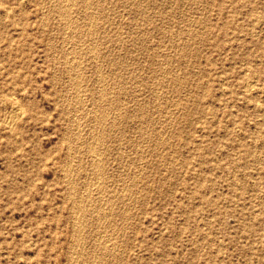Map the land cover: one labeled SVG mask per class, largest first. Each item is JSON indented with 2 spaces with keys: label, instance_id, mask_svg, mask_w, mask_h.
<instances>
[{
  "label": "rangeland",
  "instance_id": "1",
  "mask_svg": "<svg viewBox=\"0 0 264 264\" xmlns=\"http://www.w3.org/2000/svg\"><path fill=\"white\" fill-rule=\"evenodd\" d=\"M263 110L264 0H0V264H264Z\"/></svg>",
  "mask_w": 264,
  "mask_h": 264
},
{
  "label": "bare ground",
  "instance_id": "2",
  "mask_svg": "<svg viewBox=\"0 0 264 264\" xmlns=\"http://www.w3.org/2000/svg\"><path fill=\"white\" fill-rule=\"evenodd\" d=\"M68 1V0H67ZM72 1V0H71ZM66 2V1H65ZM52 4V3H51ZM65 5V4H64ZM63 4H62V6L63 7H65ZM68 4H66V6H67ZM84 5V4H83ZM85 5H88V3L87 4H85ZM57 6V5H56ZM69 7H71V6H69ZM138 7V6H137ZM60 8V7H59ZM85 9V8H84ZM60 10H61V8H60ZM48 11V10H47ZM71 13V12H70ZM98 14V13H97ZM61 15V14H60ZM89 15V14H88ZM91 15V14H90ZM82 16V15H81ZM94 16V15H93ZM85 17V16H84ZM44 18V17H43ZM61 18H62V16H61ZM93 19H96V18H93ZM110 19V18H109ZM44 20V19H43ZM72 20V19H71ZM78 20V19H77ZM90 20V19H89ZM76 22V21H75ZM148 22V21H147ZM69 23H70V21H69ZM92 24V23H91ZM83 25V24H82ZM76 27V26H75ZM91 27V26H90ZM94 28V27H93ZM96 28V27H95ZM66 29V28H65ZM74 29V28H73ZM63 30V29H62ZM95 30V29H94ZM188 30V29H187ZM84 33H85V31H84ZM66 34V33H65ZM97 34V33H96ZM72 35V34H71ZM66 36V35H65ZM83 36V35H82ZM105 37V36H104ZM82 39V38H81ZM68 41V40H67ZM93 41V40H92ZM91 41V42H92ZM53 42V41H52ZM85 42V41H84ZM120 43V42H119ZM73 44V43H72ZM96 44V43H95ZM56 46V45H55ZM79 46V45H78ZM75 48V47H74ZM64 49H65V47H64ZM63 49V50H64ZM71 49V48H70ZM94 49V48H93ZM133 49V48H132ZM53 50V49H52ZM93 52V51H92ZM107 53V52H106ZM51 54V53H50ZM111 54V53H110ZM100 55V54H99ZM68 58V57H67ZM78 58H80V57H78ZM95 58V57H94ZM74 60V59H73ZM80 60V59H79ZM97 60V59H96ZM103 60V59H102ZM72 61V60H71ZM83 61V60H82ZM121 61V60H120ZM64 62V61H63ZM67 62V61H66ZM68 62H70V61H68ZM85 62V61H84ZM89 62V61H88ZM90 62H91V60H90ZM94 62V61H93ZM78 63V62H77ZM82 64V63H81ZM87 65V64H86ZM186 65V64H185ZM83 66V65H82ZM76 67V66H75ZM84 67V66H83ZM98 68V67H97ZM73 69H75L74 67H73ZM81 69V68H80ZM104 69V68H103ZM107 69V68H106ZM91 70V69H90ZM96 70V69H95ZM128 70V69H127ZM69 72V71H68ZM103 72V71H102ZM119 72V71H118ZM128 72V71H127ZM122 73H124V72H122ZM80 74V73H79ZM98 74V73H97ZM101 75V74H100ZM71 77V76H70ZM76 77V76H75ZM92 77H94V76H92ZM55 78V77H54ZM90 78V77H89ZM255 78V77H254ZM97 79V78H96ZM108 79V78H107ZM118 79V78H117ZM67 80V79H66ZM179 80V79H178ZM247 80V79H246ZM245 80V81H246ZM88 81V80H87ZM115 81H118V80H115ZM120 81V80H119ZM54 82V81H53ZM89 82V81H88ZM157 82V81H156ZM78 83V82H77ZM90 83V82H89ZM174 84V83H173ZM254 82L252 81V80H247L245 83H244V86L242 87V88H244V91H248V90H250L253 86H254ZM91 85H92V83H91ZM95 85V84H94ZM117 85V84H116ZM101 86V85H100ZM159 86V85H158ZM85 87V86H84ZM102 87V86H101ZM117 87V86H116ZM91 88V87H90ZM95 88V87H94ZM99 89V88H98ZM80 90V89H79ZM171 90V89H170ZM95 91V90H94ZM77 93V92H76ZM75 93V94H76ZM91 94V93H90ZM102 94V93H101ZM162 94V93H161ZM112 95V94H111ZM80 96V95H79ZM91 96V95H90ZM100 96H103V95H100ZM110 96V95H109ZM108 96V97H109ZM238 96V95H237ZM93 98V97H92ZM17 99V98H16ZM177 100V99H176ZM95 101V100H94ZM100 101H101V99H100ZM20 102V101H19ZM141 101H139V103H140ZM99 103V102H98ZM106 103V102H105ZM16 104V103H15ZM14 104V105H15ZM74 104V103H73ZM72 105V104H71ZM84 105V104H83ZM174 105V104H173ZM14 107V106H13ZM67 107V106H66ZM12 108V107H11ZM21 108V107H20ZM112 108V107H111ZM13 110H11V112L9 113V115H8V117H9V119L7 120L8 122V125H10V124H12L13 123V120L15 119V117L19 114V107L18 106H15L14 108H12ZM65 109V108H64ZM108 109V108H107ZM114 109V108H113ZM22 111V110H21ZM102 111V110H101ZM145 111V110H144ZM264 111V110H263ZM9 112V111H8ZM82 112V111H81ZM101 113V112H100ZM109 113V112H108ZM90 114V113H89ZM105 114H106V112H105ZM20 115H21V113H20ZM96 116V115H95ZM100 116V115H99ZM108 116V115H107ZM106 116V117H107ZM81 117V116H80ZM104 117V116H103ZM18 118V116L16 117V119ZM69 118V117H68ZM71 118V117H70ZM97 118V117H96ZM82 119V118H81ZM100 119H101V116H100ZM103 120V119H102ZM161 120V119H160ZM71 121V120H70ZM2 122V121H1ZM91 122H92V120H91ZM101 122V121H100ZM77 123V122H76ZM93 123V122H92ZM88 124V123H87ZM100 125V124H99ZM110 125V124H109ZM142 125V124H141ZM101 126V125H100ZM104 126V125H103ZM102 127V126H101ZM76 128V127H75ZM88 128V127H87ZM96 129V128H95ZM81 130V129H80ZM90 130V129H89ZM87 132V131H86ZM85 132V133H86ZM106 132V131H105ZM79 133V132H78ZM79 135V134H78ZM78 135H76V137L78 136ZM160 136H162V135H160ZM67 137V136H66ZM93 137V136H92ZM116 138V137H115ZM168 138V137H167ZM72 140H74V139H72ZM159 140V139H158ZM91 141V140H90ZM96 141V140H95ZM79 142V141H78ZM80 142H81V140H80ZM96 143V142H95ZM106 143V142H105ZM256 143V142H255ZM81 144V143H80ZM89 145V144H88ZM106 145V144H105ZM108 146V145H107ZM123 146V145H122ZM81 147V146H80ZM154 147V146H153ZM77 148H78V146H77ZM88 150H90V149H88ZM252 150V149H251ZM66 151H68L67 149H66ZM69 152H72V151H69ZM80 152V151H79ZM122 154V153H121ZM253 154V153H252ZM94 155H95V153H94ZM69 156V155H68ZM96 156H98V155H96ZM96 156H94L93 157V159L96 157ZM101 156V155H100ZM71 157V156H70ZM75 158V157H74ZM100 158V157H99ZM72 159V158H71ZM92 159V160H93ZM73 160V159H72ZM99 160H101V159H99ZM69 161V160H68ZM76 161H77V159H76ZM96 161V160H95ZM73 162V161H72ZM72 162H70V163H72ZM78 162V161H77ZM76 162V163H77ZM101 162V161H100ZM93 163V162H92ZM94 163H96V162H94ZM69 164V163H68ZM98 165H100V164H98ZM108 165V164H107ZM91 166V165H90ZM89 166V167H90ZM93 166V165H92ZM66 167V166H65ZM70 167V166H69ZM94 167V166H93ZM125 167V166H124ZM95 168V167H94ZM100 168V167H99ZM141 168H143V167H141ZM98 169V168H97ZM62 170V169H61ZM66 170V169H65ZM76 170V169H75ZM99 170V169H98ZM123 170V169H122ZM139 171V170H138ZM139 174V173H138ZM136 176V175H135ZM64 177V176H63ZM137 177V176H136ZM80 178H82V177H80ZM135 178V177H134ZM88 179V178H87ZM101 179V178H100ZM128 179V178H127ZM101 182H102V180H101ZM72 183V182H71ZM74 184V183H73ZM96 184V183H95ZM69 185V184H68ZM108 185H109V183H108ZM99 186V185H98ZM70 188V187H69ZM92 189V188H91ZM102 189V188H101ZM70 190H71V188H70ZM82 190V189H81ZM126 190V189H125ZM72 192V191H71ZM93 192V191H92ZM122 192V191H121ZM103 193V192H102ZM101 195V194H100ZM69 196V195H68ZM73 197V196H72ZM83 197H84V195H83ZM90 197V196H89ZM81 198V197H80ZM107 200V199H106ZM77 201H79V200H77ZM95 201V200H94ZM73 202V201H72ZM104 202V201H103ZM79 203V202H78ZM81 203V202H80ZM97 203V202H96ZM84 204V203H83ZM102 204V203H101ZM100 205V204H99ZM78 206V205H77ZM102 206V205H101ZM73 207V206H72ZM110 209V208H109ZM93 210V209H92ZM118 211V210H117ZM72 212V211H71ZM78 212H79V210H78ZM127 212V211H126ZM76 214H78V213H76ZM82 214H83V212H82ZM99 216H100V214H98ZM262 215V214H261ZM89 216V215H88ZM83 217V216H82ZM113 217V216H112ZM73 219V218H72ZM78 221V220H77ZM83 221V220H82ZM79 222V221H78ZM108 222V221H107ZM74 223V222H73ZM77 224V223H76ZM99 224V223H98ZM75 225V224H74ZM76 226V225H75ZM95 227V226H94ZM77 228V227H76ZM97 229V228H96ZM249 229V228H248ZM254 229V228H253ZM116 231V230H115ZM109 235V234H108ZM131 235V234H130ZM93 236V235H92ZM75 237V236H74ZM78 237V236H77ZM203 237V236H202ZM82 240V239H81ZM107 240V239H106ZM75 241H77V240H75ZM112 241V240H111ZM103 244H104V242H103ZM34 245V244H33ZM76 246V245H75ZM105 246H106V243H105ZM75 250V249H74ZM123 250V249H122ZM114 251V250H113ZM76 252V251H75ZM74 252V253H75ZM108 252H109V250H108ZM115 252V251H114ZM96 253V252H95ZM107 253V252H106ZM113 253V252H112ZM73 254V253H72ZM76 254V253H75ZM78 254H80V253H78ZM99 255V254H98ZM70 256H72V255H70ZM76 256V255H75ZM79 256V255H78ZM99 257V256H98ZM75 262V261H74Z\"/></svg>",
  "mask_w": 264,
  "mask_h": 264
}]
</instances>
